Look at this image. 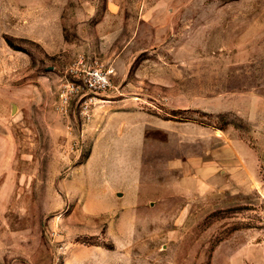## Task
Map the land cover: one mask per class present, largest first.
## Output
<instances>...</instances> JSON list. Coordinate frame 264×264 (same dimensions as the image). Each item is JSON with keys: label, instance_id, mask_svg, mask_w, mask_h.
<instances>
[{"label": "rangeland", "instance_id": "obj_1", "mask_svg": "<svg viewBox=\"0 0 264 264\" xmlns=\"http://www.w3.org/2000/svg\"><path fill=\"white\" fill-rule=\"evenodd\" d=\"M0 264H264V0H0Z\"/></svg>", "mask_w": 264, "mask_h": 264}, {"label": "built area", "instance_id": "obj_2", "mask_svg": "<svg viewBox=\"0 0 264 264\" xmlns=\"http://www.w3.org/2000/svg\"><path fill=\"white\" fill-rule=\"evenodd\" d=\"M95 76L98 79L100 86L104 87L106 81L102 77H100V75H95Z\"/></svg>", "mask_w": 264, "mask_h": 264}]
</instances>
